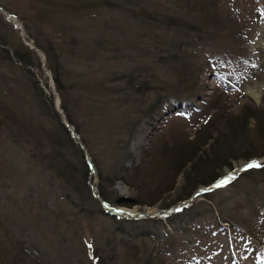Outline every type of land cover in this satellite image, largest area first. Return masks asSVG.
I'll return each mask as SVG.
<instances>
[{
    "label": "rangeland",
    "instance_id": "obj_1",
    "mask_svg": "<svg viewBox=\"0 0 264 264\" xmlns=\"http://www.w3.org/2000/svg\"><path fill=\"white\" fill-rule=\"evenodd\" d=\"M114 1L122 10L98 0H0V39L24 53V47L39 53V65L33 60L22 67L0 51V264H32L13 262L23 239L42 257L36 264H98L100 259L134 264L135 254L127 250L133 243L156 262L161 259L159 264H264V0H228L240 14H248L232 49L235 62L225 67L215 63L212 74H199V84L205 86L200 93L208 102L191 109L189 121L173 108L154 109L151 116L145 112L161 81L171 77L177 82L173 66L154 62L156 54L145 48L162 38L149 29L148 9L167 1L144 0L140 11L147 9V14L137 16L126 7L135 0ZM46 61L64 71L66 80H86L67 91L68 114L82 141L65 124L69 122ZM248 87L260 90L258 99ZM211 90L215 96L207 98ZM50 100L63 111L65 119L59 116L82 148L84 161L91 159L88 186L102 187L112 206L86 205L81 212L65 197L69 189L62 180L35 158V141L49 148ZM7 115L16 116L18 132H24L16 143L2 124ZM207 119L205 134L213 137L205 143L207 135L198 139L203 143L200 163L195 158L182 171L166 170L171 161H159L160 138L174 133L193 141L204 133L199 130ZM218 153L223 165L202 167ZM160 163L162 170L157 169ZM248 164L260 167L244 170ZM105 207L117 210L116 218L129 220L120 224L133 227V235L141 227L154 238L131 240L114 256L116 223ZM97 248L98 254L93 253Z\"/></svg>",
    "mask_w": 264,
    "mask_h": 264
},
{
    "label": "trees",
    "instance_id": "obj_2",
    "mask_svg": "<svg viewBox=\"0 0 264 264\" xmlns=\"http://www.w3.org/2000/svg\"><path fill=\"white\" fill-rule=\"evenodd\" d=\"M142 1L144 0H135L131 6H128L127 2V12L132 13L134 16H137L143 12L147 14V9L140 11ZM166 1L167 2L160 5L155 3V7L153 9H148L149 11H152L150 14H148V20H150L148 21L150 23L149 29L152 31L156 30V34H162V38L156 39V41L154 39V45L152 43L153 46L150 45L146 46L145 48H149V50H152L156 54L154 59L157 61L153 59L154 62L165 65L169 63L170 66H173L172 68L175 72L174 78L177 79V82L173 81L171 77L161 81V84L156 86L157 91L155 92L156 97L153 99L154 102L152 104H148L145 112L148 113V116H151V114L154 112V109L162 111L165 110V112H169L173 108L174 111L177 109V112L183 111L184 115H186L184 120L189 121L188 117L191 113V109L201 107L202 103L208 102L206 101L205 97L202 98L200 93V90L205 86H201L199 84V74L206 72L212 74L214 71L211 67L215 63H219L221 67H225L227 66L226 63L231 61L235 62V55H233L232 49L237 46L235 44L239 39V35L242 33L248 14H245L246 12H242V14H240L241 12L237 9L236 5L234 3L232 5L228 0ZM250 1L251 0H246L247 3ZM98 2L100 5L110 4L118 10H122V4L119 1L115 2L114 0H98ZM163 36L166 38L164 39ZM0 44L5 45V47H1L0 51L5 57L4 59L8 60L9 62L15 59V61L19 62L20 66L27 67L33 62V60H39V54L36 53V50L32 51L29 48L24 47L28 52L27 54L24 53V50H22L20 47H15L6 40L0 39ZM81 44L82 43L80 41V45ZM35 45L40 49L42 48L40 45ZM161 47L162 49H159ZM101 50L102 52H106V47H101ZM167 51H169V54L162 58L161 54ZM46 65L52 73L56 91L60 95L61 108L64 110L67 121L74 126L77 138L82 141V138L78 132V127L75 126L76 124L70 117V113L68 114L69 109L67 102V91L69 87L76 88L77 84H85L86 80L84 82L78 80L74 81L73 79L66 80L65 78L67 74L64 71L58 72L53 67H51L48 61H46ZM152 75L156 78L154 74ZM108 80H111V78ZM177 84H179V86H177ZM148 86V88H150V85ZM134 90L137 89L135 88ZM136 92L134 91V93ZM127 94L130 95L129 93ZM101 95L102 94H99L98 96ZM209 96H215L212 90L207 95V98ZM79 98L80 96H77V100ZM50 114L53 116H50L53 123V128H51L48 132L49 148H45V145L41 141H35V158L39 159L41 162H45L43 165L51 170L55 177H58L62 180L65 187L69 189L65 197H70V203L74 206H79L81 212L86 211L87 206L89 205H98L102 209L101 201L111 205L112 202L109 200L111 197L108 198L106 196V192L102 190V187H98L97 189L98 197H95L91 194V189L87 184L88 174H90V167L88 166V163L84 161V155L82 153L83 150L70 137L69 131L63 124L58 111L53 108V101L51 100L49 102L47 115ZM216 117H214V119ZM6 118L7 121L2 123L3 127H5L6 131L11 135V143L13 141L16 143L19 141L18 136L21 134L23 135L24 132L21 130L18 132L19 124L16 120V116L13 117V115H7ZM209 119H207L205 122L207 124L201 127L199 130V132L202 131L201 133H203L204 131V133L201 134V136L199 135L193 141L184 140L181 134L174 135V133H171L168 137L162 136L160 138L159 147L156 151L160 156L162 155L161 157H158L159 161L162 163L164 159L167 164L169 162L168 160L171 161V164L169 162L168 166L165 167L166 170L176 169V172L182 171L186 164L195 158L196 164H198V162L200 163V155L198 152L201 150V148L199 146L205 143L209 137H213L211 136L212 134H205V129H207L209 126ZM163 124L164 122L160 126ZM227 124V128L231 130H228V133L232 134L233 125H231L229 122H227ZM14 127H17V133H15ZM204 135H207L206 139L203 143H199L198 139ZM15 137L17 139L13 140ZM225 137L226 136H223L221 139H224ZM215 139L216 138H214V140ZM11 143L7 144V146H12ZM244 145L245 144L242 146ZM120 149L124 150V147H121ZM219 155V153L218 155H213L212 158L210 156L211 162L208 163V160L207 162H202V167L204 165V167H206L208 164H218V166L223 165L224 162L222 163ZM235 157L236 156H234V158ZM92 162L95 164L93 160ZM161 163L157 166L158 170H162L160 168V166H162ZM1 167L2 164L0 165V168ZM213 177V180L217 178L215 174ZM71 194L73 197H71ZM39 200L40 202L48 203L45 199ZM22 201L24 202V200ZM110 217L116 223V227L112 231L111 239V251H113L114 256H118V248L121 249L122 246H127L126 244L131 245V240H135L141 236H146V238H154V236L152 237L151 233L146 232L145 230L141 229V227L135 230L133 235V227L127 228L124 224H120L124 221H127V224L131 223L129 220L119 219L114 216ZM171 236L172 234L166 236V239L171 238ZM21 242L23 243L24 247L22 248V251L18 250V252H13V262H18L17 260L24 259L28 261V263L32 264H36L37 260H40L41 263L42 257L38 256V253L34 251L37 249L27 245L24 239L21 240ZM133 244L132 248L128 246L129 249L127 250L135 254V257H133L135 260L134 264L161 263V259L158 263L153 258L154 256L151 257V254H145V249L143 251L139 243ZM98 249L99 248L94 249L92 252L95 253L96 251V254H98ZM172 251L173 250L171 249V252ZM15 254L21 258L16 259ZM154 255L156 256V254ZM98 264H104V260L100 259Z\"/></svg>",
    "mask_w": 264,
    "mask_h": 264
},
{
    "label": "water",
    "instance_id": "obj_3",
    "mask_svg": "<svg viewBox=\"0 0 264 264\" xmlns=\"http://www.w3.org/2000/svg\"><path fill=\"white\" fill-rule=\"evenodd\" d=\"M56 103H57V105H58V104H59V100L56 101ZM57 107H58V106H57ZM59 112L61 113V114H60L61 117L65 119V115H64V113L62 112V110H59ZM65 124L68 126V129L70 130L72 137H73V136L76 137L73 127H71V126L66 122V120H65ZM82 147L84 148V146H82ZM84 149H85V148H84ZM85 152H86V150H85ZM89 160H90V158H89ZM250 160H252V159H250ZM243 163H245V162H243ZM194 194H195V193H194ZM194 194H193V195H194ZM127 200H130V198H127ZM108 213H109L110 215H112V216L116 215V213H114V212H108Z\"/></svg>",
    "mask_w": 264,
    "mask_h": 264
},
{
    "label": "bare ground",
    "instance_id": "obj_4",
    "mask_svg": "<svg viewBox=\"0 0 264 264\" xmlns=\"http://www.w3.org/2000/svg\"><path fill=\"white\" fill-rule=\"evenodd\" d=\"M248 92L250 93V95H252L253 97H255L256 99L259 98V94H260V90L254 87H248ZM231 176V175H229ZM228 177V176H227ZM226 177V178H227ZM224 180V179H223ZM226 180V179H225Z\"/></svg>",
    "mask_w": 264,
    "mask_h": 264
},
{
    "label": "snow or ice",
    "instance_id": "obj_5",
    "mask_svg": "<svg viewBox=\"0 0 264 264\" xmlns=\"http://www.w3.org/2000/svg\"><path fill=\"white\" fill-rule=\"evenodd\" d=\"M248 168H251V167H260L259 164H248L247 165Z\"/></svg>",
    "mask_w": 264,
    "mask_h": 264
}]
</instances>
